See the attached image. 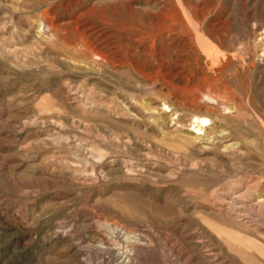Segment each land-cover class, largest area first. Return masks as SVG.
<instances>
[{"label": "rangeland", "instance_id": "1", "mask_svg": "<svg viewBox=\"0 0 264 264\" xmlns=\"http://www.w3.org/2000/svg\"><path fill=\"white\" fill-rule=\"evenodd\" d=\"M263 185L264 0H0V264H264Z\"/></svg>", "mask_w": 264, "mask_h": 264}, {"label": "bare ground", "instance_id": "2", "mask_svg": "<svg viewBox=\"0 0 264 264\" xmlns=\"http://www.w3.org/2000/svg\"><path fill=\"white\" fill-rule=\"evenodd\" d=\"M174 18V17H173ZM171 19H172V17H171ZM174 20H175V18H174ZM181 22V21H180ZM171 25V24H170ZM172 26V25H171ZM167 27V26H166ZM164 28V27H163ZM182 29V28H181ZM161 30V29H160ZM154 31H156V30H154ZM158 31V30H157ZM156 31V32H157ZM159 32V31H158ZM175 33V32H174ZM158 34V33H157ZM184 34V33H183ZM189 34V33H188ZM154 35V34H153ZM200 35V34H199ZM155 36V35H154ZM169 36V35H168ZM149 37H151V36H149ZM158 37V36H157ZM161 37V36H160ZM159 39V38H158ZM158 39L156 40V41H158ZM161 39H162V37H161ZM208 40V39H207ZM150 41V40H149ZM209 41V40H208ZM192 43V42H191ZM195 43V42H194ZM152 44V43H151ZM204 44V43H203ZM164 45V44H163ZM212 47H213V45H211ZM155 48V47H154ZM214 48V47H213ZM152 49V48H151ZM203 49H205V47L203 48ZM150 50V49H149ZM153 50V49H152ZM216 50V49H215ZM218 50V49H217ZM6 51L7 52H10V53H12V52H15L16 51V48H13V49H6ZM205 51V50H204ZM211 51V50H210ZM214 51V50H213ZM215 53V52H214ZM160 54V53H159ZM212 54V53H211ZM161 57V56H160ZM209 57H210V55H209ZM213 58H215V57H213ZM162 60V59H161ZM211 62V61H210ZM217 63V62H216ZM232 63V62H231ZM219 68V67H218ZM208 97V99L209 100H211V101H213V102H216V99H215V97L214 96H211V95H208L207 96ZM165 105V104H164ZM169 108V106H167V105H165V108ZM224 108H226V109H230L231 110V112H233L235 109H236V107H235V105L234 104H232V105H229V108H228V106L226 105ZM204 120L205 121H210V119L209 118H204ZM203 126H204V124H202V126L199 128V132L198 133H196L197 134V136L196 137H194V140H195V143L196 142H198L199 144H203L204 142H211L212 141V138L211 139H207V138H205V135L206 134H204V130H203ZM203 130V131H202ZM208 133V132H207ZM210 134V133H209ZM232 143V142H231ZM228 144V143H227ZM228 145H230V144H228ZM232 145H233V143H232ZM232 145H231V147H232ZM203 146V145H202ZM236 146V145H235ZM234 147V146H233ZM238 147V146H237ZM253 178V177H252ZM251 178V179H252ZM259 180V179H258ZM257 180V181H258ZM256 181V182H257ZM254 182H255V180H254ZM258 182H260V181H258ZM247 183V182H246ZM254 185H255V183H253ZM260 184V183H259ZM246 185V184H245ZM251 185V184H250ZM257 185H258V183H257ZM249 186V185H248ZM264 186V185H263ZM251 187V186H250ZM258 187V186H257ZM256 188V187H255ZM255 190V189H254ZM239 193V192H238ZM261 193V192H260ZM236 194V193H235ZM255 194H256V192H255ZM264 195V194H263ZM255 198V197H254ZM256 204H264V197L263 196H257L256 197ZM227 202V201H226ZM238 202V201H237ZM244 212V211H243Z\"/></svg>", "mask_w": 264, "mask_h": 264}]
</instances>
